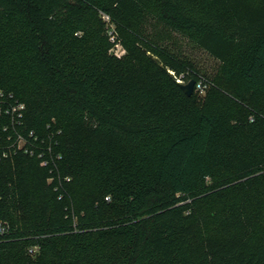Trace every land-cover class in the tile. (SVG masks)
Here are the masks:
<instances>
[{"label":"trees","instance_id":"obj_1","mask_svg":"<svg viewBox=\"0 0 264 264\" xmlns=\"http://www.w3.org/2000/svg\"><path fill=\"white\" fill-rule=\"evenodd\" d=\"M149 22L219 62L204 97ZM0 90L60 131L56 170L0 160V264H264V0H0Z\"/></svg>","mask_w":264,"mask_h":264},{"label":"built area","instance_id":"obj_2","mask_svg":"<svg viewBox=\"0 0 264 264\" xmlns=\"http://www.w3.org/2000/svg\"><path fill=\"white\" fill-rule=\"evenodd\" d=\"M102 19L110 22L109 17L106 15H103ZM112 42L115 45L114 55L120 58L123 51L120 50L121 46L116 42L114 36H112ZM170 73L174 76L173 72ZM174 78L178 84L187 83L183 80V75ZM204 89V80L200 79L195 82V92L203 93ZM24 112V103L17 100L13 94H7L0 90V119L4 121L0 132V160L22 154L39 160L40 165L43 167L56 170L60 161V154L57 152L60 131L54 130L51 126H47L43 132L24 129ZM9 228L7 222L0 221V234L7 233ZM35 251L36 247L29 250L31 253Z\"/></svg>","mask_w":264,"mask_h":264},{"label":"rangeland","instance_id":"obj_3","mask_svg":"<svg viewBox=\"0 0 264 264\" xmlns=\"http://www.w3.org/2000/svg\"><path fill=\"white\" fill-rule=\"evenodd\" d=\"M104 28L107 32L108 42L110 44V52L115 54V45L112 42V36L121 41V35L116 26L105 20H102ZM149 33L151 34L153 46H155L156 53L159 57L175 64L180 73H185L188 66H191L194 76L205 79V89L203 93H197V98L204 97L207 92L214 86L215 78L218 74L219 62L209 56L205 51L199 49L195 44L187 38L171 31L160 30L153 28L154 24L149 22ZM116 40V39H115ZM120 50L123 55L126 53L125 47L122 42L119 43ZM122 55V56H123ZM184 70V71H183ZM195 93V92H194ZM30 250V249H29Z\"/></svg>","mask_w":264,"mask_h":264},{"label":"water","instance_id":"obj_4","mask_svg":"<svg viewBox=\"0 0 264 264\" xmlns=\"http://www.w3.org/2000/svg\"><path fill=\"white\" fill-rule=\"evenodd\" d=\"M194 85H195V81L194 80H190V81H188L185 84H180L179 83L180 89L188 97H190L193 94V92H194Z\"/></svg>","mask_w":264,"mask_h":264}]
</instances>
